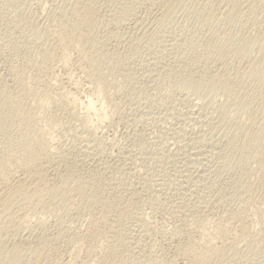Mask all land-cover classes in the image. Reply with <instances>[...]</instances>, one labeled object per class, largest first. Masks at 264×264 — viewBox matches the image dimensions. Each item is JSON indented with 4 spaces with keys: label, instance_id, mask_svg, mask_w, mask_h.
I'll list each match as a JSON object with an SVG mask.
<instances>
[{
    "label": "rangeland",
    "instance_id": "rangeland-1",
    "mask_svg": "<svg viewBox=\"0 0 264 264\" xmlns=\"http://www.w3.org/2000/svg\"><path fill=\"white\" fill-rule=\"evenodd\" d=\"M75 6L85 27L61 42ZM263 44L264 0H0V164L45 141L46 189L90 177L16 198L0 250L44 240L21 264H185L193 243L215 252L205 264H264ZM25 171L0 174V196Z\"/></svg>",
    "mask_w": 264,
    "mask_h": 264
},
{
    "label": "bare ground",
    "instance_id": "bare-ground-1",
    "mask_svg": "<svg viewBox=\"0 0 264 264\" xmlns=\"http://www.w3.org/2000/svg\"><path fill=\"white\" fill-rule=\"evenodd\" d=\"M83 12H85V10L83 9ZM85 27V24L82 22V19H81V12H80V8L75 6L73 8V11H72V15L71 16H68V17H65L63 18V21L60 23V38L59 40L61 42H63V40L67 37L66 33L67 31H75V30H79L81 28ZM136 28V27H135ZM263 50H264V44H263ZM192 80L189 79V81L187 82H190ZM197 80H194L192 81L191 83L194 84V87L196 89V87L198 88L199 87V82ZM213 82H217L216 79H214L211 83ZM189 86V85H188ZM8 102L10 105H16V104H19L20 103V100L18 98H13V97H9L8 98ZM86 108H87V111H91L94 113V115H99L101 110L96 108L94 106V104L92 103H88V105H86ZM12 116L15 117V118H22L23 115H24V112H18V111H13L11 112ZM100 116V115H99ZM86 129H89V125L87 124H84ZM85 131V129H83ZM89 131V130H87ZM89 134H87L88 136ZM85 137V136H84ZM89 139V138H88ZM80 140V139H79ZM88 143V142H87ZM257 144V143H255ZM18 151L20 153H23V160L25 162H22V163H19L18 166L14 169L10 168V167H6V163L4 164H0V174L1 176L3 177L4 180H10L11 177L14 176L15 173H17L16 171H18L19 169H24L27 171H25V173L28 175V182L30 183L31 180H33L34 184L31 183V186L33 188H31L30 190V184H29V188H28V184L26 183L27 181V177H25L26 179L21 182L19 181H16L17 183H13L14 185L11 187V189H6L5 192H2L4 193L2 196H0V218L1 216L4 214V213H7L9 210L10 212L12 211L11 209L14 207H11V205L13 204V201L16 200V198H18V200H20L21 198H23L21 201H23L22 203L26 205V207H31L29 206L30 203L33 204L34 200H35V205L38 204V203H41L43 202V199L46 195V193H49L50 195H53V194H66V192H68L69 189H72V188H76V185H80L79 188H81V186H83L81 189L85 188V186L87 184L90 183V177H83L81 175H78L79 173H77L76 175H73L74 174V171H68L66 172V174L64 176H62V180L60 179V185L56 188H53V189H46V185H45V182H44V178L42 177V173H41V169L39 171L38 169V166H40L39 164H43L41 161L46 159L45 162H47V159L52 155H56V153H51L50 149H47L45 147V141H41V142H38L36 144H33L31 141H28L26 142L25 144L23 145H19L17 147ZM52 149V148H51ZM58 150V149H56ZM228 151V150H227ZM59 153V152H58ZM57 153V154H58ZM177 153V152H176ZM211 153V152H210ZM201 154V153H200ZM9 155V154H8ZM39 155H42L43 158H41V160H39ZM193 155V154H192ZM207 156V155H206ZM54 157V156H53ZM52 157V158H53ZM191 157V156H190ZM209 157V155H208ZM49 158V159H50ZM51 158V159H52ZM185 158V157H184ZM48 159V160H49ZM54 159V158H53ZM52 159V160H53ZM9 161H12V159H8ZM51 160V161H52ZM57 160V159H56ZM209 160V159H208ZM39 161V162H38ZM43 161V162H44ZM50 161V162H51ZM58 161V160H57ZM184 161V160H183ZM198 161V160H197ZM211 161V159H210ZM38 162V163H37ZM41 162V163H40ZM55 162V161H54ZM185 162V161H184ZM187 162V161H186ZM194 162V161H192ZM37 163V164H36ZM48 163V162H47ZM190 163V162H189ZM187 163V164H189ZM199 163V162H198ZM205 163V162H203ZM46 166V165H45ZM42 167V166H41ZM202 167V166H201ZM196 169V168H195ZM73 170V169H72ZM196 171V170H195ZM23 172V171H22ZM43 172V171H42ZM24 173V174H25ZM45 173V172H44ZM23 174V175H24ZM81 174V173H80ZM17 175V174H16ZM20 176V175H19ZM75 176L76 179L74 178ZM15 177V176H14ZM13 177V178H14ZM21 178V177H20ZM12 179V178H11ZM20 180V179H19ZM48 185V184H47ZM29 189V190H28ZM79 189V190H81ZM73 190V189H72ZM3 191V190H2ZM31 191V192H30ZM78 191V190H77ZM30 194H29V193ZM70 193V191L68 192ZM29 194V196H28ZM72 194H73V191H72ZM65 196V195H64ZM63 196V197H64ZM71 196V195H70ZM62 199L63 197L60 196ZM66 197V196H65ZM67 197H68V194H67ZM20 198V199H19ZM33 200V202H32ZM36 200L39 201L36 203ZM17 202V201H16ZM20 201H18L19 203ZM21 203V204H22ZM17 204V203H16ZM20 204V205H21ZM14 205V204H13ZM18 205V204H17ZM28 205V206H27ZM15 206V205H14ZM11 207V209H10ZM16 207V206H15ZM20 207V206H19ZM25 207V208H26ZM21 208V207H20ZM26 208V209H27ZM18 209V207L16 208ZM22 209V208H21ZM20 211L22 212L23 210ZM15 210V209H14ZM19 210V209H18ZM15 212V211H14ZM17 212V211H16ZM15 212V213H16ZM20 212V213H21ZM26 212V211H24ZM12 213V212H11ZM9 215V214H8ZM7 216V215H6ZM11 216V214L9 215ZM14 215H12V218H13ZM3 217V216H2ZM22 217V216H21ZM19 217V218H21ZM11 218V217H10ZM17 218V216H16ZM18 218V219H19ZM12 220V219H11ZM22 221V220H21ZM23 222V221H22ZM1 236V235H0ZM28 239V238H27ZM40 239H41V236H40ZM39 240V239H37ZM40 241V240H39ZM38 241V243H39ZM25 242V241H24ZM37 242V241H36ZM1 243V242H0ZM36 243V247L32 246L33 250H28L27 249V246L25 247V249H21L22 246L20 249L17 248L19 247L18 245L17 246H14L12 249L7 250H0V264H21V260L25 254H27V252H31L33 251L34 254H36L37 252H39L38 250H40V248L42 249L43 246H45L46 242L44 240L40 241V243L38 244ZM2 245V244H1ZM26 245V244H25ZM28 245V244H27ZM29 246H31L29 244ZM28 246V247H29ZM2 248V247H1ZM181 251L180 252V255L183 256V258L186 259V263L185 264H205L214 254L215 252L213 251L212 252V248H210L209 246H204L202 248H197L195 246V244H189L187 247L179 250ZM178 251V252H179ZM71 254V253H70ZM31 255V254H29ZM179 255V253H178ZM24 256V257H25ZM180 256V257H181ZM176 257V256H175ZM178 257V258H180ZM75 258V257H74ZM182 258V259H183ZM70 259V258H69ZM181 259V258H180ZM174 260V259H173ZM23 261V260H22ZM77 261V260H76ZM70 262V261H68ZM25 263V262H24ZM175 263V262H174ZM178 263V262H177ZM26 264H29V263H26ZM99 264H104L103 262H100Z\"/></svg>",
    "mask_w": 264,
    "mask_h": 264
}]
</instances>
